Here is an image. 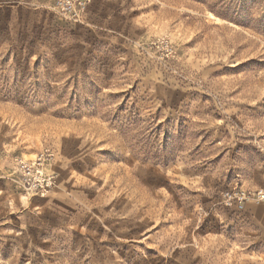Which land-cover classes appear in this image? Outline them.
I'll use <instances>...</instances> for the list:
<instances>
[{
    "label": "rangeland",
    "instance_id": "rangeland-1",
    "mask_svg": "<svg viewBox=\"0 0 264 264\" xmlns=\"http://www.w3.org/2000/svg\"><path fill=\"white\" fill-rule=\"evenodd\" d=\"M262 188L264 0H0V264H264Z\"/></svg>",
    "mask_w": 264,
    "mask_h": 264
},
{
    "label": "built area",
    "instance_id": "built-area-1",
    "mask_svg": "<svg viewBox=\"0 0 264 264\" xmlns=\"http://www.w3.org/2000/svg\"><path fill=\"white\" fill-rule=\"evenodd\" d=\"M18 181L23 187H27L28 190L34 193V195L41 197H43L44 188H48L51 184L43 173V161L40 159L22 163L19 166ZM250 200L257 205H264V188L253 194L252 198L250 194L241 193L237 203L238 210H242L243 205Z\"/></svg>",
    "mask_w": 264,
    "mask_h": 264
}]
</instances>
